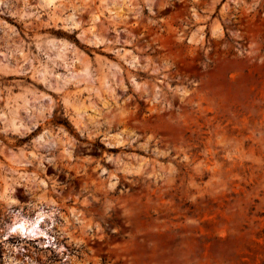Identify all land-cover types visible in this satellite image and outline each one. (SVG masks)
Wrapping results in <instances>:
<instances>
[{
  "label": "rangeland",
  "instance_id": "obj_1",
  "mask_svg": "<svg viewBox=\"0 0 264 264\" xmlns=\"http://www.w3.org/2000/svg\"><path fill=\"white\" fill-rule=\"evenodd\" d=\"M46 2L39 62L0 83L57 77L95 123L39 176L65 227L38 264H264V0Z\"/></svg>",
  "mask_w": 264,
  "mask_h": 264
},
{
  "label": "clouds",
  "instance_id": "obj_2",
  "mask_svg": "<svg viewBox=\"0 0 264 264\" xmlns=\"http://www.w3.org/2000/svg\"><path fill=\"white\" fill-rule=\"evenodd\" d=\"M13 3L20 6L19 11H0V31L5 36L10 33L9 38L13 40L11 45L0 50V69L8 75L11 62L13 73L27 77L31 68L26 65L39 62L40 54L37 52L33 56L29 51L31 36H27L25 29L29 32L39 29L43 24L41 17L46 15L43 10L50 5L46 0H13ZM0 5L7 7L4 0H0ZM9 19L20 24L19 31L10 27ZM21 52L27 54L26 59L20 58ZM58 81L59 78L52 77L47 81L38 78L32 85L26 81L0 83V157L3 158L0 159V180L7 185L0 193V264H38L36 257L43 256L40 250L56 248L51 239L53 229L63 232L65 227L61 223L64 216L52 199L59 194L55 185L49 188L45 182L49 178L40 179L39 176L46 171L45 164L55 169L58 160H72L77 149L91 151V146L81 138L89 136L84 125L95 122L88 119V112L81 115L72 109L71 105H79L81 97L69 95L72 88ZM41 83L43 91L36 89ZM91 103L102 111L106 100L93 96ZM53 120L57 123H48ZM64 120L72 127L58 123ZM38 128L42 130L37 131ZM85 159L90 162L91 158ZM28 168L32 171H26ZM29 178L33 181L32 187L27 185Z\"/></svg>",
  "mask_w": 264,
  "mask_h": 264
}]
</instances>
